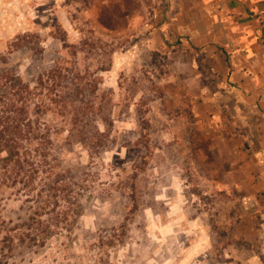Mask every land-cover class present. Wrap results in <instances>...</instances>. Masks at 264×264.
<instances>
[{"label": "rangeland", "instance_id": "obj_1", "mask_svg": "<svg viewBox=\"0 0 264 264\" xmlns=\"http://www.w3.org/2000/svg\"><path fill=\"white\" fill-rule=\"evenodd\" d=\"M165 6L0 0V71L55 88L29 103L34 189L0 187V264H252L261 119L160 33Z\"/></svg>", "mask_w": 264, "mask_h": 264}, {"label": "crops", "instance_id": "obj_2", "mask_svg": "<svg viewBox=\"0 0 264 264\" xmlns=\"http://www.w3.org/2000/svg\"><path fill=\"white\" fill-rule=\"evenodd\" d=\"M162 1L166 6L160 33L190 44L216 63L218 82L227 89L224 93L242 100L243 104H235L236 109L248 107L249 114L259 116L257 129L264 132V0ZM259 159L264 164V156ZM261 170L259 186L255 187L260 193L264 192ZM261 220L262 241L255 249L259 253L250 254L252 264H264V217Z\"/></svg>", "mask_w": 264, "mask_h": 264}, {"label": "trees", "instance_id": "obj_3", "mask_svg": "<svg viewBox=\"0 0 264 264\" xmlns=\"http://www.w3.org/2000/svg\"><path fill=\"white\" fill-rule=\"evenodd\" d=\"M0 72V187L21 185L33 190L38 160L45 157L42 150L48 139L39 127V116L31 114L29 103L32 98L40 99L41 88L51 93L55 88L42 83L39 88L30 87L18 77L9 79L5 71Z\"/></svg>", "mask_w": 264, "mask_h": 264}]
</instances>
